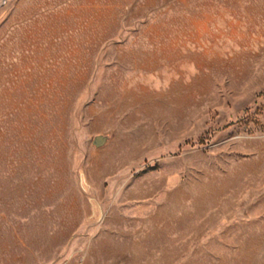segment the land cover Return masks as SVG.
<instances>
[{
    "label": "rangeland",
    "instance_id": "1",
    "mask_svg": "<svg viewBox=\"0 0 264 264\" xmlns=\"http://www.w3.org/2000/svg\"><path fill=\"white\" fill-rule=\"evenodd\" d=\"M0 264H264V0H0Z\"/></svg>",
    "mask_w": 264,
    "mask_h": 264
},
{
    "label": "water",
    "instance_id": "2",
    "mask_svg": "<svg viewBox=\"0 0 264 264\" xmlns=\"http://www.w3.org/2000/svg\"><path fill=\"white\" fill-rule=\"evenodd\" d=\"M109 141V137L108 136H97L94 140H93V145L96 148H102L104 147Z\"/></svg>",
    "mask_w": 264,
    "mask_h": 264
}]
</instances>
